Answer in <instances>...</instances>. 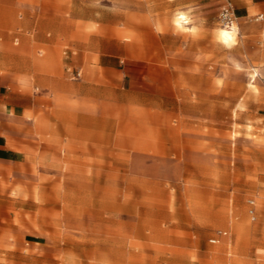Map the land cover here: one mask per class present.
<instances>
[{"label": "rangeland", "instance_id": "obj_1", "mask_svg": "<svg viewBox=\"0 0 264 264\" xmlns=\"http://www.w3.org/2000/svg\"><path fill=\"white\" fill-rule=\"evenodd\" d=\"M222 3L18 0L35 54L110 53L118 73L110 109L55 102L110 125L45 123L31 165L0 169V264H264V11L225 43Z\"/></svg>", "mask_w": 264, "mask_h": 264}, {"label": "crops", "instance_id": "obj_2", "mask_svg": "<svg viewBox=\"0 0 264 264\" xmlns=\"http://www.w3.org/2000/svg\"><path fill=\"white\" fill-rule=\"evenodd\" d=\"M230 1L239 19L264 11V0ZM18 12V0H0V169L31 165L28 160L40 134H45V123L52 125L53 133L59 136L77 126L98 128L99 119L105 120L102 126L110 125V95L115 93L114 86L110 87V76L118 73L113 62L116 56L110 53H102L96 63L87 62L81 48L60 57L56 51L46 57L35 54V35L19 31L24 17ZM121 71L122 86L125 79H134L133 71ZM23 87L33 88L32 92ZM122 89L119 93L123 95ZM69 95L80 104H103L109 109L88 112L55 108L56 100ZM83 119L90 122L84 124Z\"/></svg>", "mask_w": 264, "mask_h": 264}, {"label": "built area", "instance_id": "obj_3", "mask_svg": "<svg viewBox=\"0 0 264 264\" xmlns=\"http://www.w3.org/2000/svg\"><path fill=\"white\" fill-rule=\"evenodd\" d=\"M218 19L219 22L222 26L224 27H232L235 22H236V17H235V10L233 7V4L230 0H224L222 3V6L220 8L219 14H218ZM255 21H262L264 22V14H258L255 16ZM78 76V74H76ZM249 204L253 207L254 201L250 200ZM249 213L252 216V219L254 220L255 218V212L253 209L249 211Z\"/></svg>", "mask_w": 264, "mask_h": 264}, {"label": "bare ground", "instance_id": "obj_4", "mask_svg": "<svg viewBox=\"0 0 264 264\" xmlns=\"http://www.w3.org/2000/svg\"><path fill=\"white\" fill-rule=\"evenodd\" d=\"M187 22V18L185 17V15L183 14H179L177 17H176V23L178 26H183V24H186ZM228 30H231V31H228ZM233 31H234V25L230 28L228 27H223V30L218 34L219 35V39L222 40L223 42L225 43H228L229 41L231 42L233 36Z\"/></svg>", "mask_w": 264, "mask_h": 264}]
</instances>
